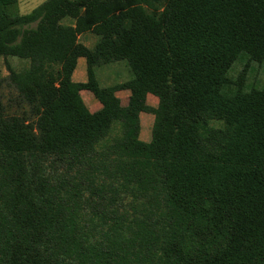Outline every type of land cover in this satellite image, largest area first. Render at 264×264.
Listing matches in <instances>:
<instances>
[{"label": "trees", "instance_id": "1", "mask_svg": "<svg viewBox=\"0 0 264 264\" xmlns=\"http://www.w3.org/2000/svg\"><path fill=\"white\" fill-rule=\"evenodd\" d=\"M0 55V264H264V0H0Z\"/></svg>", "mask_w": 264, "mask_h": 264}, {"label": "rangeland", "instance_id": "2", "mask_svg": "<svg viewBox=\"0 0 264 264\" xmlns=\"http://www.w3.org/2000/svg\"><path fill=\"white\" fill-rule=\"evenodd\" d=\"M43 0H17V9L21 14L29 12L32 8L40 4ZM98 38L91 32H86L80 35L78 41L82 44L86 45L88 48H93L96 44ZM82 60L79 65L85 62ZM246 60L244 57L239 61L235 62L231 67L229 74L231 77H236L243 69ZM7 64L10 65L15 70H21L28 65V60L21 59L15 56H2L0 55V77H5L8 74ZM78 65V66H79ZM96 77L99 81L100 86L110 85L116 82H120L126 80L130 76V70L127 64L124 61L111 62V63H102L95 64L94 66ZM74 80L76 81H84L86 80L85 74V65L77 68ZM264 81V61L261 63L257 62H249L248 69L246 72V83L248 85L261 86ZM5 91V90H4ZM7 91H5L6 93ZM81 96L84 102L90 107V98L91 93L86 90L80 91ZM93 99L97 102L98 100L93 97ZM155 99V98H154ZM149 104H156V101L153 100L149 102ZM141 121V138L143 140L148 139V135L150 137V127L153 121V115L151 113H142L140 116ZM118 130V124L114 123L112 126L111 133H116Z\"/></svg>", "mask_w": 264, "mask_h": 264}, {"label": "crops", "instance_id": "3", "mask_svg": "<svg viewBox=\"0 0 264 264\" xmlns=\"http://www.w3.org/2000/svg\"><path fill=\"white\" fill-rule=\"evenodd\" d=\"M80 37V36H79ZM82 60H84V57H79L78 59H77V64H76V67H75V69H74V71H73V73H72V80H74V75H75V72H76V70H77V68L78 67H80V66H84L85 65V74H86V61H84L85 63L83 64H81V65H79V63L82 61ZM79 65V66H78ZM87 78V77H86ZM74 81H76V80H74ZM85 81V80H84ZM77 82H83V81H77ZM87 91V90H86ZM91 93V92H90ZM81 94V93H80ZM116 95L120 98V100H121V104L122 105H126L127 104V101H128V96H129V91H127V90H119V91H117L116 92ZM93 94L91 93V98H90V107L86 104V106L88 107V109L90 110V111H95V110H97V109H99L100 108V103H97L94 99H93ZM95 98V97H94ZM155 98V99H154ZM153 100H155L156 101V104L154 105V104H151L152 106H156L157 105V98L155 97V96H153V95H151V94H149L148 96H147V102H148V104H149V102L150 101H152L153 102ZM142 113H145V112H142ZM142 113H140V116H141V114ZM153 115V114H152ZM141 122V121H140ZM153 122V121H152ZM152 125V124H151ZM150 131H151V127H150ZM140 138H141V130H140ZM142 139V138H141ZM150 139V137H149V135H148V139H146V140H143V141H148Z\"/></svg>", "mask_w": 264, "mask_h": 264}]
</instances>
